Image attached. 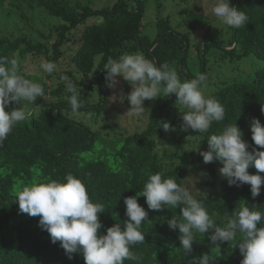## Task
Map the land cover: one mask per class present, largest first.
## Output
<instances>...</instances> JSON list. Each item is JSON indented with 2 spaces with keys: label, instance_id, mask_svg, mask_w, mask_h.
<instances>
[{
  "label": "trees",
  "instance_id": "trees-1",
  "mask_svg": "<svg viewBox=\"0 0 264 264\" xmlns=\"http://www.w3.org/2000/svg\"><path fill=\"white\" fill-rule=\"evenodd\" d=\"M15 2L12 5L18 10H27L37 16L44 13L61 24L51 27L49 36L40 34L47 43L34 42L27 36H19L15 40L0 36V56L16 58L20 73L25 78L39 83V77L46 76L47 83L42 87L49 101L32 118L16 125L0 147V264H85L82 254H73L74 258L70 260L60 243L53 244L49 233L39 226L40 217L20 213L15 202L14 192L17 189L33 182L62 180L68 173L85 182L94 202L104 204L105 212L100 214L103 234L117 222L122 224L127 219L124 198L135 196L142 190L149 174L161 171L165 178H174L182 186L187 179L199 184L202 192L194 197L204 199L207 195L205 207L218 226L223 227L227 222L226 217L231 216L240 204L264 209V185L256 198L251 195L250 185L229 186L226 180H222L221 191L218 192L216 188L222 178L218 172L222 166L220 162H203L196 172L189 171L185 158L179 153L183 150L180 141L174 157L164 159L157 153V143L153 137L163 129L162 122H167L162 112L168 102L150 116L145 132L128 138L108 139L67 115L71 108L69 101L63 97L67 92L61 79L62 73L56 78L54 73L44 72L28 77L23 63L29 55L45 57L57 66L64 53L63 47L71 40L68 37L70 32L82 29L80 37L72 40V44L77 46L70 61L72 68L63 71V76L68 77L77 90L86 87L87 95L93 90L99 91L97 96L100 102L97 105L86 103L79 112L103 117L108 102L104 65L109 58L118 59L125 53L141 51L157 66L175 62L173 65L178 66V75L182 76V80L194 78L197 74H191L187 68L186 57L190 46L185 35L172 31L166 21L157 22L160 30L157 38L151 39L143 33L144 0H117L111 7L100 9L92 6V0ZM230 3L244 11L249 21L239 29L230 28L228 45L232 48L229 50L208 34L199 39L196 48L201 61L200 73L207 75V57L213 48H221L223 58L230 57L231 62H237L236 72L240 70L239 62L249 58L253 62V72L244 80L221 81L210 91L208 96L216 98L223 105L225 119L214 122L207 133L193 131L198 135L199 143H202L201 151L207 150V139L211 134H217L235 122L242 130L244 140L250 146L258 147L252 140L251 120L259 118L264 124V112L261 111L264 105V0H231ZM197 15L190 18L202 21L203 25L198 22L201 26L209 23L207 18ZM21 16L26 19L24 13ZM94 17L99 22L86 26L87 21ZM185 19L189 20V15ZM2 32L0 25V35ZM184 74L190 77L183 78ZM57 79L58 83L55 82ZM49 82H55V86H50ZM94 86H98L99 90ZM66 95L69 97L70 94ZM46 100L37 98L33 103L35 109H39ZM17 105L13 102L5 110L11 111ZM170 124L182 126V115L175 117ZM172 160H180V165L173 166L169 162ZM198 160L203 161V157L198 155L192 163L197 164ZM249 173L257 174V170L249 168ZM259 174L264 176V173ZM138 202L149 216V220L142 225L145 242L132 248L141 259L125 260L124 264H192L193 257L205 253L209 254L214 264H241L243 257L239 245H235L238 240L223 242L220 247H215L211 245L208 235L199 233L196 234L193 251L186 255L180 248L179 230L170 229L166 223V218L180 215L179 207L155 211L148 209L145 197H139Z\"/></svg>",
  "mask_w": 264,
  "mask_h": 264
},
{
  "label": "clouds",
  "instance_id": "clouds-1",
  "mask_svg": "<svg viewBox=\"0 0 264 264\" xmlns=\"http://www.w3.org/2000/svg\"><path fill=\"white\" fill-rule=\"evenodd\" d=\"M210 11L229 28L239 29L249 21L247 14L233 6L230 0H212ZM56 67L54 62L46 60H41L39 64V68L47 74H52ZM103 69L109 88L116 87L118 77L132 86V91L126 96L130 104L126 115L139 117L145 111V100L175 95L176 104L186 109L181 112L183 124L171 126L172 120L162 122L161 131L181 128L176 143L180 141L183 150L182 141L189 130L207 133L214 122L225 119L223 105L216 98L205 95L208 77L204 73L182 82L177 71L168 63L157 66L142 53H125L118 59L109 58ZM61 79L65 82L66 92L70 94L71 111L78 115L85 101L68 77L63 76ZM37 98L47 99L42 85L20 73L16 58L0 56V147L14 127L31 116L30 105ZM13 102L19 107L6 111V107ZM261 111L264 112V105ZM250 130L254 145L258 147L250 146L244 140V134L235 122L217 134H211L207 139V150L200 151V145L198 152L205 164L220 162L222 166L218 172L229 186L248 184L252 197L256 198L264 185V176L259 174L264 173V150H261L264 149V124L254 117ZM183 150L179 151L181 155ZM249 168L256 169L257 174H250ZM14 196L19 212L32 217L39 216V226L49 233L53 244L60 243L70 260L74 258L73 254H82L85 264L139 261L141 257L132 248L145 242L142 225L149 220V216L138 202L139 197L143 196L149 210L163 211L179 207L180 215L166 218V223L170 229L179 230L180 248L186 255L193 251V243L199 233L208 235L211 245L215 247H220L223 242L238 240L235 245H239L243 257L241 264H264V209L240 204L231 216L226 217V224L218 226L205 207L207 195L204 199L195 198L189 188L178 184L174 178H165L163 171L149 174L140 192L124 198L127 219L122 224L117 222L108 228L106 234L101 232L103 225L100 220V214L105 212L104 204L94 202L85 182L72 173L62 180L33 182L17 189ZM192 264L214 262L205 253L193 257Z\"/></svg>",
  "mask_w": 264,
  "mask_h": 264
},
{
  "label": "rangeland",
  "instance_id": "rangeland-1",
  "mask_svg": "<svg viewBox=\"0 0 264 264\" xmlns=\"http://www.w3.org/2000/svg\"><path fill=\"white\" fill-rule=\"evenodd\" d=\"M84 1V0H79ZM117 0H92V6L95 9H100L104 6L111 7L115 4ZM127 1V0H125ZM146 3L145 15L143 18V33L148 35L151 39L157 38L160 30L157 22L163 21L167 22L166 25L170 26V29L174 32H178L182 35H185L188 38L190 51L187 54V67L190 69V73L193 75L199 74L201 69V61L198 54V49L196 46L199 43L204 34H208L210 38L215 41H220L223 43V46L227 49H231L229 41L231 39V30L229 27L223 25L215 16L212 15L210 11L212 0H144ZM231 2V0H230ZM15 0H2L0 7V25L3 29L2 38L7 37L11 40L17 39L19 36H27L29 39L34 40V42H45L48 41L43 38L40 34H45L49 36L51 27L58 26L61 24L60 21L52 19L51 17L46 16L44 13L41 16L33 15L27 10H18L14 5ZM205 9V11H204ZM188 13L186 14V12ZM192 12V13H191ZM21 13H24L25 18L21 16ZM194 13V14H193ZM205 17L209 20V23H204V26H201L202 21L198 19L190 18L192 15ZM189 15V20H186L185 17ZM98 21L97 18L88 20L86 26L94 24ZM195 21V23H193ZM197 21V22H196ZM99 22V21H98ZM201 25H199V23ZM196 26V28L192 25ZM165 25V26H166ZM82 28V27H80ZM208 28L210 30L208 31ZM82 29L74 30L70 32L69 38L71 40L66 43L63 47L64 53L61 56V61L56 67V70L53 72L55 78L62 73L72 68L71 60L72 56L75 53L77 46L72 44V40L79 38ZM56 34V33H55ZM136 53H141L138 51ZM143 54V53H142ZM223 50L221 48H213L212 51L208 54L207 57V88L205 89V95L208 96L210 91L216 88V85L220 84L221 81H228L230 79H245L250 74H252V60L249 58H244L239 62L240 70L236 72V63L231 62L229 58L222 57ZM228 57V56H227ZM41 60H46L47 58L35 57L29 55L24 61L23 66L25 70L29 73L28 77H35L36 74L42 73V69L39 68ZM175 64V62L173 63ZM171 64L170 67L174 68L177 73L178 66ZM174 66V67H173ZM60 76V75H59ZM190 77L187 74L183 75V78ZM182 80V76H179ZM79 79L85 81L82 77ZM88 78L87 80H89ZM119 83L115 88H109L108 86V102L105 108V114L103 117H98L96 115H88L85 112H79L78 115H74L72 111H68L67 115L76 120L77 122L91 128L92 130L99 132L103 138L116 139V138H128L135 134H141L148 129V124L150 121V116L154 113L155 109L158 106H161L165 103V109L162 112L163 117L167 121L173 120L175 117L182 115L181 112H184L182 106L178 103L176 104L175 95H169L167 97H159L154 100H145L144 113L139 116H130L126 115L130 109V104L126 96L132 91V86L124 81L122 77L117 78ZM39 83L43 85L47 83L46 76L39 77ZM33 81H35L33 79ZM106 81V80H105ZM38 82V81H37ZM58 83V79L55 81ZM55 82H49L50 86H55ZM107 84V83H106ZM98 89V86H94ZM78 91V95H81L82 99L86 103L97 105L99 101L98 93L99 91H91L87 95L86 87H83ZM65 93L63 95L66 100L69 101V97ZM115 97V99H113ZM49 101H45L39 109H35L34 104L30 105L31 107V116L35 115L38 110L41 108L44 109ZM19 105L16 106V108ZM38 108V107H37ZM171 131H160L156 132L154 139H156L157 153L162 156V158L167 159L168 156H175L176 148L178 144L176 143L178 138L181 135V128H175ZM194 134L192 130L188 131V135L184 137L183 144L184 150L182 151V156L185 158V166L189 171H197L198 166H200L203 161L198 160L197 164L192 163L195 157L199 155V148L202 143H199L198 135ZM201 151V149H200ZM173 166L178 167L180 165V160L169 161ZM225 180L220 179L219 185L216 190L221 191V182ZM227 181V180H226ZM184 186L189 188L193 196L198 195L202 192V188L197 184L193 179H187L184 182Z\"/></svg>",
  "mask_w": 264,
  "mask_h": 264
}]
</instances>
